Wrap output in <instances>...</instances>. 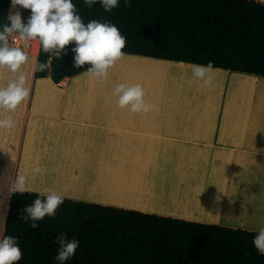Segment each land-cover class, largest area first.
<instances>
[{
    "label": "crops",
    "instance_id": "0c3cea01",
    "mask_svg": "<svg viewBox=\"0 0 264 264\" xmlns=\"http://www.w3.org/2000/svg\"><path fill=\"white\" fill-rule=\"evenodd\" d=\"M25 48L29 62L21 71L30 98L0 116L16 121L13 129H0V238L9 189L21 172L35 190L28 193L49 188L73 201L257 232L264 227V91L216 80L261 85L264 77L215 69V87L232 88L215 93L193 77L175 76L178 84L166 88L155 77V91L145 99L156 110L134 114L119 108L112 95V69L103 85L87 71L62 84L36 79L32 64L39 53L32 57ZM118 62L189 72L193 65L133 55ZM13 79L0 71V87ZM179 87L189 92L183 107ZM202 89L204 101L224 107H197ZM37 165L44 172L33 176Z\"/></svg>",
    "mask_w": 264,
    "mask_h": 264
},
{
    "label": "trees",
    "instance_id": "16d2710c",
    "mask_svg": "<svg viewBox=\"0 0 264 264\" xmlns=\"http://www.w3.org/2000/svg\"><path fill=\"white\" fill-rule=\"evenodd\" d=\"M87 24H115L126 37L127 55L207 65L214 69L264 77V0H119L104 11L97 0L91 8L72 0ZM19 11L26 23L30 10L0 0V31L7 17ZM17 35V34H15ZM18 37V36H17ZM34 42V57L49 67L36 79L57 84L83 74L90 65L73 67L72 43L60 59ZM40 48V50H39ZM38 194H12L4 236L18 238L22 259L17 264H60L56 238L65 233L79 240L73 258L64 264H264L253 244L257 231L201 221L142 213L65 199L55 217L31 222L19 218Z\"/></svg>",
    "mask_w": 264,
    "mask_h": 264
},
{
    "label": "clouds",
    "instance_id": "9594fccd",
    "mask_svg": "<svg viewBox=\"0 0 264 264\" xmlns=\"http://www.w3.org/2000/svg\"><path fill=\"white\" fill-rule=\"evenodd\" d=\"M87 7L91 8L97 0H84ZM104 11L111 12L118 7L119 0H99ZM126 6L128 0H125ZM11 7L28 9L31 15L24 23L19 11L7 17L9 23L2 26L0 31V71L7 70L15 75V79L7 83L6 87H0V116L4 112L15 110L30 98V88L26 86L27 77L21 71L22 67L29 62V56L21 47L12 46L9 37L17 34L19 39L25 42L39 41L44 53L56 59L67 54L66 46L74 43L71 50L74 55L73 67L80 69L88 64L87 73L98 85H103L108 79L109 70L127 53L124 37L118 27L111 23H102L92 20L85 24L77 14L76 6L72 0H11ZM49 65L33 61L32 69L45 71ZM192 75L202 81L205 87H215V69L212 62L207 65H191ZM117 98V105L121 109H128L134 114H148L156 110L157 106L148 102L145 89L140 84H118L112 92ZM107 102V101H106ZM16 121L11 115L0 118V129H13ZM44 169L40 166L32 168L33 176L42 174ZM11 194L35 191L28 183V177L21 173L17 174L10 189ZM37 198L32 205L23 209L19 217L25 223L31 222L32 228H37V221L46 216L55 217L57 209L63 204L65 196L55 190L45 188L37 193ZM59 244L58 254L55 259L64 264L65 261L74 257L79 240L68 239L65 233L57 238ZM253 244L259 255L264 256V227H261L253 239ZM22 250L18 245V238L12 235L0 238V264H17L22 259Z\"/></svg>",
    "mask_w": 264,
    "mask_h": 264
},
{
    "label": "rangeland",
    "instance_id": "374dc122",
    "mask_svg": "<svg viewBox=\"0 0 264 264\" xmlns=\"http://www.w3.org/2000/svg\"><path fill=\"white\" fill-rule=\"evenodd\" d=\"M21 42H24L25 44H22ZM26 45L29 47V49H31L30 55L32 57H34V51H33V49H34V42L33 41L25 42V41L20 40L19 37H18V42H17V44L15 46L21 47L25 51ZM115 74H116V71H113V69H112L113 78H114V76H116ZM122 76L123 77H121V75L120 76L118 75L119 78L118 77H115L112 80V88L116 87L120 83H127V84H130V85L140 84V85L143 86V88L146 90V92H148V91H155V87L158 84L157 81H155L154 78H152V80L151 79H148L147 80L143 76L139 75L138 73H136L134 71L129 72L127 75H126V73L125 74L122 73ZM258 78H260V77H258ZM141 79H143V80H141ZM217 79H219V78H217ZM157 80H158V82L160 84L164 85V88H166V86H171L173 84H178L177 81L176 80H173V79L170 80V79H165L164 78L163 80H159V79H157ZM151 83L153 85H155V86H151L152 85ZM181 87H179V89L176 91V94H177V96L178 95L180 96V98H181L180 99L181 106L183 107V105H185V103L187 102V95H186V93H189V92H185V91L183 92V91H181L182 90ZM188 87H189V85H188ZM231 89L232 88H228V89L225 88L224 89V87H223L221 89L220 88L218 89V87H215V88L212 87V88H207V89L205 88L204 90H207V91L210 90V91H212V93H215L216 91H219V90L221 92H223V90L226 92V90L231 91ZM204 90L202 89L201 92L197 93V107H201V108H211V109H218V108L219 109L220 108L222 109V107H224L222 105L217 104L218 102H216V104H214L211 101L210 102L204 101L203 100V98L205 96ZM192 92H193V90H192ZM166 93H168V92H166ZM260 97H261V99L264 98V92H261L260 93ZM170 152L171 151H168L167 154H170Z\"/></svg>",
    "mask_w": 264,
    "mask_h": 264
},
{
    "label": "bare ground",
    "instance_id": "6f19581e",
    "mask_svg": "<svg viewBox=\"0 0 264 264\" xmlns=\"http://www.w3.org/2000/svg\"><path fill=\"white\" fill-rule=\"evenodd\" d=\"M133 63L117 62L115 67L112 68L113 71H116V74H115L116 76H114V78L118 77V75L119 76L121 75V77H123L122 73L123 74L126 73V75H127L129 72H132V71L143 76L145 79L148 78L151 80H152V78L156 79L155 77H157L158 79H164V78L167 79L169 77L175 78V76L178 77V75L185 77V78L193 77L192 72L184 71V69L183 70L182 69L176 70V69H173L174 67H170L171 68L170 69L168 67L152 66L150 64L148 65V64H141L140 63L139 65H137V64H135V62H133ZM176 78H175V80H176ZM193 78H195V77H193ZM141 80H143V79H141ZM216 80L218 83H222V85L227 84L229 87H232V86H240L241 87V86H243L245 88H243V87L242 88L245 90H246V88H251L254 90L258 89V90L264 91V84L258 85V83H248V82H244V81L239 80V79H230V78L229 79L222 78V79H216ZM213 83H214V81H213ZM214 84H216V83H214ZM67 85H68V82L65 84V86H67ZM151 86H155V85L152 84ZM239 89H241V88H239Z\"/></svg>",
    "mask_w": 264,
    "mask_h": 264
},
{
    "label": "built area",
    "instance_id": "2783aa9c",
    "mask_svg": "<svg viewBox=\"0 0 264 264\" xmlns=\"http://www.w3.org/2000/svg\"><path fill=\"white\" fill-rule=\"evenodd\" d=\"M10 42H11V44H12L13 46H15V45L17 44V42H18V37H17V35L13 34V36L10 38ZM64 80H65V79H64ZM64 80L62 81L63 83H65ZM62 82H60V83L62 84Z\"/></svg>",
    "mask_w": 264,
    "mask_h": 264
}]
</instances>
